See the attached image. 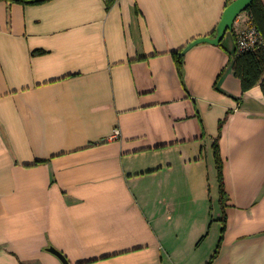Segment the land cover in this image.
Listing matches in <instances>:
<instances>
[{
  "label": "crops",
  "instance_id": "obj_1",
  "mask_svg": "<svg viewBox=\"0 0 264 264\" xmlns=\"http://www.w3.org/2000/svg\"><path fill=\"white\" fill-rule=\"evenodd\" d=\"M234 1L0 2V264H264V92L233 71L249 13L175 56Z\"/></svg>",
  "mask_w": 264,
  "mask_h": 264
},
{
  "label": "trees",
  "instance_id": "obj_2",
  "mask_svg": "<svg viewBox=\"0 0 264 264\" xmlns=\"http://www.w3.org/2000/svg\"><path fill=\"white\" fill-rule=\"evenodd\" d=\"M1 1H5L8 4L38 5L46 3L49 0H0V2ZM247 12L249 13L252 26L258 33L259 40L256 44L255 49L238 53L235 61L233 62V71L235 76L240 79L244 92H248L258 85L262 87V90L264 92V1L255 0L247 9ZM213 36L216 35L214 34ZM185 50L186 49H183L180 52L175 53L179 70H181V67L183 65V56L185 55ZM213 150L218 181L220 184V197L221 201L223 202L227 197L223 185V160L220 155V149L217 141L213 145ZM217 253L218 250L216 251V254Z\"/></svg>",
  "mask_w": 264,
  "mask_h": 264
},
{
  "label": "water",
  "instance_id": "obj_3",
  "mask_svg": "<svg viewBox=\"0 0 264 264\" xmlns=\"http://www.w3.org/2000/svg\"><path fill=\"white\" fill-rule=\"evenodd\" d=\"M254 1L255 0H236L231 3L223 13L222 19L217 27L216 36L213 38L204 37L193 41L186 48L185 52L199 44L206 43L215 46L220 45L225 39L227 33L233 31L236 20L240 17L242 13L247 11V9L252 5ZM49 251L58 256L64 264H70L61 252L57 251L54 248H50Z\"/></svg>",
  "mask_w": 264,
  "mask_h": 264
},
{
  "label": "built area",
  "instance_id": "obj_4",
  "mask_svg": "<svg viewBox=\"0 0 264 264\" xmlns=\"http://www.w3.org/2000/svg\"><path fill=\"white\" fill-rule=\"evenodd\" d=\"M258 40H259L258 33L253 26L240 31L239 34L237 35L238 53L243 52V51H251L255 49ZM120 136H121L120 130L115 129L110 139L117 140L120 138Z\"/></svg>",
  "mask_w": 264,
  "mask_h": 264
},
{
  "label": "rangeland",
  "instance_id": "obj_5",
  "mask_svg": "<svg viewBox=\"0 0 264 264\" xmlns=\"http://www.w3.org/2000/svg\"><path fill=\"white\" fill-rule=\"evenodd\" d=\"M213 159V158H212ZM217 192V190H215ZM216 197H217V193H216ZM217 207V206H216Z\"/></svg>",
  "mask_w": 264,
  "mask_h": 264
}]
</instances>
